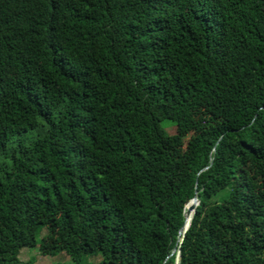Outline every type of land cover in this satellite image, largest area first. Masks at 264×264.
I'll list each match as a JSON object with an SVG mask.
<instances>
[{
	"label": "trees",
	"instance_id": "trees-1",
	"mask_svg": "<svg viewBox=\"0 0 264 264\" xmlns=\"http://www.w3.org/2000/svg\"><path fill=\"white\" fill-rule=\"evenodd\" d=\"M35 245L264 264V0H0V264Z\"/></svg>",
	"mask_w": 264,
	"mask_h": 264
},
{
	"label": "rangeland",
	"instance_id": "rangeland-1",
	"mask_svg": "<svg viewBox=\"0 0 264 264\" xmlns=\"http://www.w3.org/2000/svg\"><path fill=\"white\" fill-rule=\"evenodd\" d=\"M162 125L165 127L167 132L174 133L176 131V127L172 125L171 121L164 120ZM35 257V264H50L51 262H66L70 263V257L66 253H60L56 256L51 255H42L39 253L38 245L23 248L20 253V257L23 260L29 259L30 257Z\"/></svg>",
	"mask_w": 264,
	"mask_h": 264
},
{
	"label": "water",
	"instance_id": "water-1",
	"mask_svg": "<svg viewBox=\"0 0 264 264\" xmlns=\"http://www.w3.org/2000/svg\"><path fill=\"white\" fill-rule=\"evenodd\" d=\"M190 203H192V210H191L190 215L188 216V218H187V214L184 213V216H185L184 223H183V225H182V226L180 227V229H179V232H180V234H181V235H180V238H182V235L184 234L185 230L187 229V227H188V225H189L190 218H191V216H192V214H193V212H194L195 206H196L197 203H198V199H197V197L195 196V197H193V198H191V199L189 200V202L186 204V209H187V206H188ZM185 211H186V210H185ZM179 258H180V253L178 252V254H177V262H178Z\"/></svg>",
	"mask_w": 264,
	"mask_h": 264
}]
</instances>
